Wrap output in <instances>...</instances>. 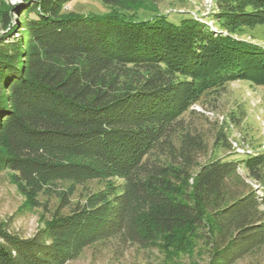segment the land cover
Listing matches in <instances>:
<instances>
[{"label": "trees", "instance_id": "obj_1", "mask_svg": "<svg viewBox=\"0 0 264 264\" xmlns=\"http://www.w3.org/2000/svg\"><path fill=\"white\" fill-rule=\"evenodd\" d=\"M71 1L25 0L9 29L17 39L0 41V173L28 197L58 181L115 182L29 238L0 223V264H67L98 243L150 249L188 234L210 248L209 264L262 248L264 186L211 209L209 222L205 212L239 168L260 180L264 151L191 176L206 147L182 115L231 82L264 87V44L241 38L264 24V0H217V29L65 13ZM98 1L128 11L132 0Z\"/></svg>", "mask_w": 264, "mask_h": 264}, {"label": "rangeland", "instance_id": "obj_2", "mask_svg": "<svg viewBox=\"0 0 264 264\" xmlns=\"http://www.w3.org/2000/svg\"><path fill=\"white\" fill-rule=\"evenodd\" d=\"M25 0H0V41L17 39V11L27 5ZM128 11H120L98 0H72L64 11L76 15L126 14L137 20H149L163 15L174 24L187 18L206 21L217 29L214 14L217 0H132ZM245 12L253 16V10ZM242 39L264 44V24L244 28ZM163 114V112L161 113ZM187 130L199 133L205 144V153L191 170L194 176L201 166L214 161H242L264 151V87L252 85L248 80L234 81L222 90L204 93L182 115ZM115 181H91L77 184L58 181L46 184L34 196L24 195L7 171L0 173V223L9 232L22 238L33 236L56 216H65L83 203L85 198L107 188ZM264 186V167L260 180L248 176L242 168L227 178L220 194L214 199L205 220L210 221L211 209L223 208L251 190L259 192ZM264 211V207L262 208ZM209 225V224H208ZM196 235H185L180 244H158L150 249L137 245L121 248L115 240L94 244L83 249L67 264H209L210 248ZM264 246L235 264H261Z\"/></svg>", "mask_w": 264, "mask_h": 264}]
</instances>
